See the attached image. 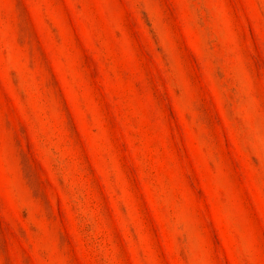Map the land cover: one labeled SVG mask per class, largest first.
Listing matches in <instances>:
<instances>
[{"label":"rangeland","instance_id":"1","mask_svg":"<svg viewBox=\"0 0 264 264\" xmlns=\"http://www.w3.org/2000/svg\"><path fill=\"white\" fill-rule=\"evenodd\" d=\"M0 264H264V0H0Z\"/></svg>","mask_w":264,"mask_h":264}]
</instances>
